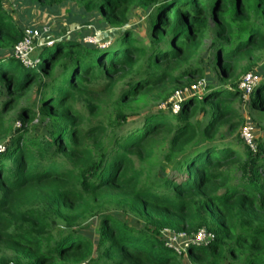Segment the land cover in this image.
Returning <instances> with one entry per match:
<instances>
[{
    "label": "trees",
    "instance_id": "16d2710c",
    "mask_svg": "<svg viewBox=\"0 0 264 264\" xmlns=\"http://www.w3.org/2000/svg\"><path fill=\"white\" fill-rule=\"evenodd\" d=\"M29 2L49 13L75 3L119 31L85 41L52 30L23 60L24 22L0 0V264H264V135L255 148L230 137L238 101L264 111V64L248 102L224 84L264 51V0ZM132 7L148 31L127 27ZM192 73L204 93L182 92L174 112ZM202 229L212 238L198 244Z\"/></svg>",
    "mask_w": 264,
    "mask_h": 264
},
{
    "label": "rangeland",
    "instance_id": "374dc122",
    "mask_svg": "<svg viewBox=\"0 0 264 264\" xmlns=\"http://www.w3.org/2000/svg\"><path fill=\"white\" fill-rule=\"evenodd\" d=\"M3 4L5 8H7L9 11H12L16 18H19L24 22L23 24L25 29L34 28L38 29L41 32V35H39V37H37L34 41V48L29 51L28 54H26L25 60H36V58H34L36 48L40 44H42L43 41L47 40V37L51 34L50 32H52V30H56L62 33L74 32L79 38H82L85 41H99L100 38L106 37L107 34H114L115 31H119L115 30L112 27L106 28V30L100 29L94 23L96 22V19L95 21H93L94 18H88L89 16L84 15L83 12L80 11L79 7L75 5V3H70L58 8L56 10V13H49L50 11L46 12L37 7L30 8L32 6L29 0H3ZM128 16L129 23L127 27L137 26V33H143L149 30L151 22L149 23V21H147V15L139 8L132 7L129 10ZM27 20H29L30 23H27ZM213 37L214 34L212 33V31L209 32L206 39L204 40L201 54H203L211 46ZM257 56L260 58H258L257 63L254 66V71H245V66L247 64V62H245L243 66L235 74H233V77L230 80H226L224 82L225 86H232L234 82L242 85L249 74L251 75L250 80H252L251 85L253 86L256 81L255 69H257L258 66L264 64V51L257 54ZM206 72L210 76H213L215 78L217 77L216 79L219 81L220 78L217 75L220 72V68L218 66H214L213 69H211L209 72ZM205 81L206 77H199L198 75H196V73H192L190 75V82L188 83V85H186V87H184V89L182 90L179 89L175 91V93L169 99V101L173 103L174 112H177L179 110L178 104L183 99L182 92L186 91V94L190 96L203 94L204 86L206 83ZM245 91L247 92L244 95V99L246 100V102H248V100L250 99V93L248 92V89L246 87ZM36 99L37 95L35 90L29 92L28 96L26 97V101L28 102H34ZM236 104L239 107V114L240 119L242 120V124L239 126L238 130L230 137H236L238 133L241 137H243V130L247 124L252 126L254 138H258L264 135V131L261 129V125H258V121L264 125V111L254 109L253 107L249 106L248 103L242 101H238ZM162 106L166 109L168 108V106H166V103H163ZM12 116L13 112H11L8 116L7 124L12 122L15 127L21 126V122L19 120H11ZM136 118L137 116L131 117V120H134ZM30 126L31 129H35L38 133L44 134L42 124L38 123V119L33 120ZM226 130L227 126H225L222 131L226 132ZM243 140L246 144H248L244 137ZM166 233V238H171L173 242L172 244L175 245L177 249H179L180 251L184 250V246L186 245L184 243V234L177 235L176 233L169 230H167ZM9 264L13 263L10 262Z\"/></svg>",
    "mask_w": 264,
    "mask_h": 264
},
{
    "label": "built area",
    "instance_id": "2783aa9c",
    "mask_svg": "<svg viewBox=\"0 0 264 264\" xmlns=\"http://www.w3.org/2000/svg\"><path fill=\"white\" fill-rule=\"evenodd\" d=\"M39 35H41V32L38 29H34V28H29V29H25V36L24 38L16 44L15 49H14V54L17 58L26 59V54L29 53V51H31L34 46H35V39L37 37H39ZM251 75L249 74L245 81L242 83L241 89L245 90V87L248 89V92L251 90V82L252 80H250ZM255 78V77H254ZM247 92V91H246ZM243 137L246 139L247 143L252 147L255 148V144H254V137H253V128L251 125H246L244 127L243 130ZM212 238V234L206 232L205 229L200 230L195 238V242L198 244H204L210 241V239ZM170 239V243L172 244V240ZM175 241V240H174ZM186 245L184 246V249L186 250L188 247V243H185Z\"/></svg>",
    "mask_w": 264,
    "mask_h": 264
}]
</instances>
